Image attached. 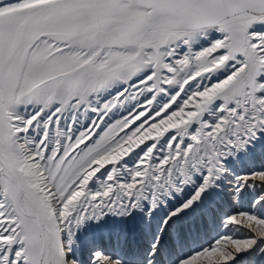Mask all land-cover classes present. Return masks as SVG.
Listing matches in <instances>:
<instances>
[{
	"label": "snow or ice",
	"instance_id": "obj_1",
	"mask_svg": "<svg viewBox=\"0 0 264 264\" xmlns=\"http://www.w3.org/2000/svg\"><path fill=\"white\" fill-rule=\"evenodd\" d=\"M245 257L264 0H0V264Z\"/></svg>",
	"mask_w": 264,
	"mask_h": 264
},
{
	"label": "rangeland",
	"instance_id": "obj_2",
	"mask_svg": "<svg viewBox=\"0 0 264 264\" xmlns=\"http://www.w3.org/2000/svg\"><path fill=\"white\" fill-rule=\"evenodd\" d=\"M240 256H244V254H239ZM255 259V258H253ZM241 264H248V258L245 257V259L241 260Z\"/></svg>",
	"mask_w": 264,
	"mask_h": 264
}]
</instances>
